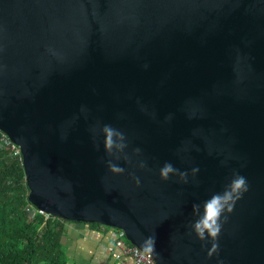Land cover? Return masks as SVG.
Instances as JSON below:
<instances>
[{
	"label": "water",
	"instance_id": "1",
	"mask_svg": "<svg viewBox=\"0 0 264 264\" xmlns=\"http://www.w3.org/2000/svg\"><path fill=\"white\" fill-rule=\"evenodd\" d=\"M0 132L46 216L119 230L156 264H264V0H0ZM234 172L249 190L209 256L192 205Z\"/></svg>",
	"mask_w": 264,
	"mask_h": 264
},
{
	"label": "trees",
	"instance_id": "2",
	"mask_svg": "<svg viewBox=\"0 0 264 264\" xmlns=\"http://www.w3.org/2000/svg\"><path fill=\"white\" fill-rule=\"evenodd\" d=\"M2 143L0 132V264H70L66 225L75 223L40 214L29 216L21 159Z\"/></svg>",
	"mask_w": 264,
	"mask_h": 264
},
{
	"label": "clouds",
	"instance_id": "3",
	"mask_svg": "<svg viewBox=\"0 0 264 264\" xmlns=\"http://www.w3.org/2000/svg\"><path fill=\"white\" fill-rule=\"evenodd\" d=\"M106 134L105 148L109 155H115V158L119 160L121 158L120 153H123L127 147L125 137L123 133L113 129L111 126H105L103 129ZM139 152V149L135 150ZM126 161L129 160L125 154L123 157ZM110 171L113 173L122 174L125 172V168L114 163L112 160L107 161ZM139 166L145 168L146 164L141 161ZM193 174L199 172V168L192 169ZM161 180L168 181L173 177H179V179L187 183L188 173L181 171L174 167L172 163L165 162L159 170ZM133 179L137 185H140L141 181L134 173H132ZM249 190V184L247 178L241 175L239 172H234L231 180L225 185L222 192L213 193L208 199L203 202V205L194 203L192 205V215L194 220L190 221L189 235H195V238L204 242L203 246L208 243L211 244L209 248V256L219 251V238L223 229L224 223L228 220V213L234 210V206L238 200L243 197V194ZM155 235H150L143 241V247L148 252L155 251ZM222 264V262H221Z\"/></svg>",
	"mask_w": 264,
	"mask_h": 264
},
{
	"label": "built area",
	"instance_id": "4",
	"mask_svg": "<svg viewBox=\"0 0 264 264\" xmlns=\"http://www.w3.org/2000/svg\"><path fill=\"white\" fill-rule=\"evenodd\" d=\"M3 143L2 147L9 151L13 156L20 157L19 148L11 143L9 139L2 133ZM26 211L32 217L35 214H40L47 217L41 211L33 207L29 202L26 206ZM104 247L114 261V264H156L149 253L143 252L140 248L129 244L123 233L119 230L111 229L108 233L107 239L104 241Z\"/></svg>",
	"mask_w": 264,
	"mask_h": 264
},
{
	"label": "crops",
	"instance_id": "5",
	"mask_svg": "<svg viewBox=\"0 0 264 264\" xmlns=\"http://www.w3.org/2000/svg\"><path fill=\"white\" fill-rule=\"evenodd\" d=\"M87 224L75 223L67 224V232H74L73 243L68 247V257L71 259L70 264H114L110 258L107 249L104 247V241L107 239L108 231L102 228L85 229ZM82 239L88 246L81 249L76 244V240Z\"/></svg>",
	"mask_w": 264,
	"mask_h": 264
},
{
	"label": "rangeland",
	"instance_id": "6",
	"mask_svg": "<svg viewBox=\"0 0 264 264\" xmlns=\"http://www.w3.org/2000/svg\"><path fill=\"white\" fill-rule=\"evenodd\" d=\"M90 226L91 225L87 224L85 226V229H87L88 231L91 230L90 229ZM99 228H102L104 231L107 230L108 233L111 231L110 228H106V227H102V226H100ZM69 231L70 230H68V236H67L66 242L68 244V247L70 248L71 247V244L73 243L74 232H72V231L69 232ZM75 242L78 245V247L81 248V249H84V248H86L88 246V244L85 241H83L82 239L76 240Z\"/></svg>",
	"mask_w": 264,
	"mask_h": 264
}]
</instances>
